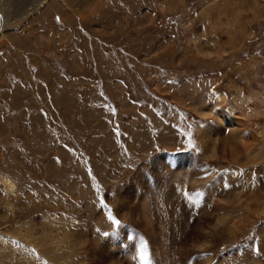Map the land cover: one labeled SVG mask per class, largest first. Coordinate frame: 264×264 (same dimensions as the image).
<instances>
[{
    "label": "rangeland",
    "instance_id": "1",
    "mask_svg": "<svg viewBox=\"0 0 264 264\" xmlns=\"http://www.w3.org/2000/svg\"><path fill=\"white\" fill-rule=\"evenodd\" d=\"M1 1L0 264H264V0Z\"/></svg>",
    "mask_w": 264,
    "mask_h": 264
},
{
    "label": "bare ground",
    "instance_id": "2",
    "mask_svg": "<svg viewBox=\"0 0 264 264\" xmlns=\"http://www.w3.org/2000/svg\"><path fill=\"white\" fill-rule=\"evenodd\" d=\"M1 0H0V4H1ZM1 9V8H0ZM5 27V26H4ZM2 32V27H1V29H0V39L2 38V34L3 33H1ZM262 88H263V90H264V86H262ZM240 91V90H239ZM251 91H253V90H251ZM240 95V94H239ZM261 95H262V93H260V92H252V95L250 96V97H248V98H246V102H245V105H246V103L248 102V105L247 106H244V104H242L241 102L243 101H241L240 102V106L239 107H236L235 109L238 111V114L239 115H237V117H236V119H232V118H230V116H224L223 117V121L221 122L222 123V126L223 127H225V129H227V131H228V133H230L229 134V136H230V138H232L239 146H241L242 147V149H244L243 151H244V153H248V151H252L253 149H254V147L256 146V145H258L260 148L258 149L260 152H258L256 155H255V159H257V160H251L253 163H256L259 159V157L261 156H263L264 155V148H263V145H264V141L263 142H260V139L259 138H257V141H259L258 143L257 142H255V140L254 139H252V137H253V135H252V131H251V129H244V127H245V125L243 124V120L241 119V118H245V116H249L250 115V110L252 109V107L253 108H255V110H257L256 109V107H254L253 106V104H250L249 105V103L251 102V101H253V99L255 100V99H260L261 98ZM242 97V96H241ZM239 97H237V99H238ZM242 99V98H241ZM227 99H226V96L224 95V94H221L220 96H219V103H214L213 104V106L211 107V109H210V111H209V114H210V116H211V114H213V115H217V116H222V115H225V113L223 112V111H221L222 109H221V107L219 106V104H221V102L223 101H226ZM239 100V99H238ZM261 101H263V99H261ZM222 102V103H223ZM244 103V102H243ZM238 104V103H237ZM263 104V103H262ZM248 106H249V108H248ZM205 109L206 108H203L201 111L203 112V113H205ZM202 113V114H203ZM257 113V112H256ZM228 115V114H227ZM254 115V114H253ZM205 116H206V113H205ZM257 116H258V114H257ZM240 117V118H239ZM234 118V117H233ZM217 132L218 131H215V133L213 132V134H210V136H209V134H208V132L206 131V129H204L203 130V132H202V134H201V139H206V138H208V141H210V138L212 137L213 138V141L214 142H212L211 144L212 145H214V144H216V141L215 140H218V139H216V138H219V136H218V134H217ZM212 133V132H211ZM217 134V135H216ZM228 138V137H227ZM233 140H231V141H229V143H231ZM235 142H232V143H235ZM231 143V144H232ZM235 148H232V150H234ZM241 150V149H240ZM235 151L237 152L238 150H236L235 149ZM230 152V151H229ZM232 153H231V155L233 156H231L232 158H236L237 157V155L233 152V151H231ZM238 152H240V151H238ZM237 152V153H238ZM252 156V155H251ZM251 156H249V157H247L248 158V160H249V158H251ZM260 157V158H261ZM247 160V159H246ZM257 164V163H256ZM255 164V165H256ZM253 166V165H252ZM208 171V170H207ZM206 171V172H207ZM210 175V174H209ZM227 182V181H226ZM244 189V187H239V186H235L234 187V192L236 193V194H239V192H241L242 190ZM238 196V195H237ZM240 198L241 197H238V202L239 203H241V205L242 206H245V208H247V204H246V200H243L242 198H241V201H239L240 200ZM230 212V211H229ZM228 215V218H229V221H231L232 220V223H230L231 224V230H235L236 229V226H235V224H234V213L232 214L231 212L229 213V214H227ZM236 220V219H235ZM208 245V244H207ZM203 258H205V259H203V263L205 262V263H211V264H222L224 261H226V259H229L228 258V255L227 256H223V257H221L220 258V260H218V261H212L211 259L212 258H210V257H208V254L207 255H203ZM252 259H254V262L256 263H258V261H256L257 259L256 258H252ZM256 259V260H255ZM259 259V258H258ZM201 263V262H200ZM256 263V264H257Z\"/></svg>",
    "mask_w": 264,
    "mask_h": 264
},
{
    "label": "snow or ice",
    "instance_id": "3",
    "mask_svg": "<svg viewBox=\"0 0 264 264\" xmlns=\"http://www.w3.org/2000/svg\"><path fill=\"white\" fill-rule=\"evenodd\" d=\"M191 144H192V141L190 140L189 145L191 146ZM185 195H188V194L185 193ZM108 219L111 220L113 224L118 223V221L113 220L111 214H109ZM140 261H141V264H147V254L146 252H144L143 247H141V250H140Z\"/></svg>",
    "mask_w": 264,
    "mask_h": 264
}]
</instances>
